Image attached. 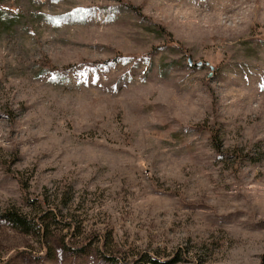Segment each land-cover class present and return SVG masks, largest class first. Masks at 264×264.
Returning a JSON list of instances; mask_svg holds the SVG:
<instances>
[{
  "label": "rangeland",
  "instance_id": "374dc122",
  "mask_svg": "<svg viewBox=\"0 0 264 264\" xmlns=\"http://www.w3.org/2000/svg\"><path fill=\"white\" fill-rule=\"evenodd\" d=\"M7 209L0 264H264V0H0Z\"/></svg>",
  "mask_w": 264,
  "mask_h": 264
},
{
  "label": "trees",
  "instance_id": "16d2710c",
  "mask_svg": "<svg viewBox=\"0 0 264 264\" xmlns=\"http://www.w3.org/2000/svg\"><path fill=\"white\" fill-rule=\"evenodd\" d=\"M27 202H30L29 204H32L34 202L27 200ZM35 204V203H34ZM42 204V201L39 200V205ZM29 215L27 213H23L14 209H7L5 210L1 215L0 218L4 220L5 222H8L9 225L18 231H23L25 233H36L37 236L41 238L47 237L49 234L50 229L55 228L52 227V224L58 223V220L56 219L58 216L52 213V210H42V217H39V221H37L34 218L28 217ZM48 216L50 217L48 221ZM67 231H70L71 234L75 235L74 232L77 228V223L75 225L71 222H68L66 224ZM80 234V233H79ZM115 263L112 264H120L117 263L118 261H114ZM135 264H171L170 262H162L158 259H155L153 257H150L147 253H143L140 255L139 259L137 260V263Z\"/></svg>",
  "mask_w": 264,
  "mask_h": 264
}]
</instances>
